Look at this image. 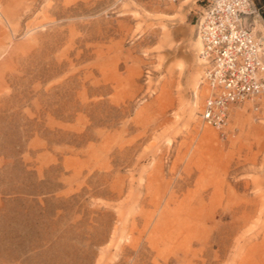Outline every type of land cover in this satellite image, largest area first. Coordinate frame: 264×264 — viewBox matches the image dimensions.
<instances>
[{
    "label": "rangeland",
    "instance_id": "rangeland-1",
    "mask_svg": "<svg viewBox=\"0 0 264 264\" xmlns=\"http://www.w3.org/2000/svg\"><path fill=\"white\" fill-rule=\"evenodd\" d=\"M201 5L0 0V264H264V110L200 118Z\"/></svg>",
    "mask_w": 264,
    "mask_h": 264
},
{
    "label": "built area",
    "instance_id": "built-area-1",
    "mask_svg": "<svg viewBox=\"0 0 264 264\" xmlns=\"http://www.w3.org/2000/svg\"><path fill=\"white\" fill-rule=\"evenodd\" d=\"M256 12L253 0H202L196 32L206 95L199 116L213 128L227 124L232 106L264 110V40L250 21Z\"/></svg>",
    "mask_w": 264,
    "mask_h": 264
},
{
    "label": "crops",
    "instance_id": "crops-1",
    "mask_svg": "<svg viewBox=\"0 0 264 264\" xmlns=\"http://www.w3.org/2000/svg\"><path fill=\"white\" fill-rule=\"evenodd\" d=\"M253 2L257 4H264V0H253Z\"/></svg>",
    "mask_w": 264,
    "mask_h": 264
},
{
    "label": "bare ground",
    "instance_id": "bare-ground-1",
    "mask_svg": "<svg viewBox=\"0 0 264 264\" xmlns=\"http://www.w3.org/2000/svg\"><path fill=\"white\" fill-rule=\"evenodd\" d=\"M256 29V28H255ZM197 38H198V43H199V49L198 50H200V48H201V41H200V39H199V37L197 36ZM2 42V41H1Z\"/></svg>",
    "mask_w": 264,
    "mask_h": 264
}]
</instances>
